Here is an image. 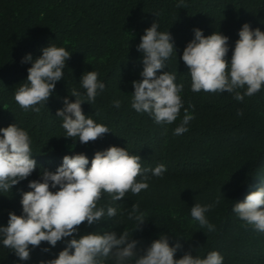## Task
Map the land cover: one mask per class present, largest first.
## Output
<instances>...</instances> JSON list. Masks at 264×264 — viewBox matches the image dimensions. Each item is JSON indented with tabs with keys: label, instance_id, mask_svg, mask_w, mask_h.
I'll return each mask as SVG.
<instances>
[{
	"label": "trees",
	"instance_id": "16d2710c",
	"mask_svg": "<svg viewBox=\"0 0 264 264\" xmlns=\"http://www.w3.org/2000/svg\"><path fill=\"white\" fill-rule=\"evenodd\" d=\"M153 22L158 31L170 32L176 51L157 75L168 71L176 75L177 85H184L183 107L172 124H157L148 113L131 107L132 82L142 79L144 67L137 46ZM245 23L264 32V0H0V128L15 123L25 130L37 164L27 179L8 191L0 190V227L7 226L10 212L22 214L21 194L31 190L29 182L40 179L43 170L55 172L65 155L81 153L88 157L90 167L96 151L117 146L139 155L144 168L162 163L167 170L162 177L147 172L149 187L135 195L128 192L120 201L112 202L103 193L97 207H104L106 213L111 205L117 209L116 216L105 214L91 226L85 222L74 238L112 231L119 236L127 231L130 239L138 241L137 251L142 254L154 240L168 236L170 246L182 245L175 259L185 252L206 258L218 251L223 264H264V233L246 227L233 211L237 202L264 182V86L251 97L245 95L243 101L227 91L196 93L181 59L194 39L193 30L199 28L205 36L219 32L229 37L230 61ZM50 45L64 47L71 54L63 79L47 103L36 106L39 112L24 110L15 101V92L27 82L32 62L21 61L28 54L35 60ZM87 71H96L105 84L90 103L80 82ZM74 89L84 101L83 113L110 131L95 142L81 144L78 137H65L63 119L56 115L65 98L75 102ZM236 91L243 94L246 88ZM116 100L119 108L113 104ZM185 109L194 119L186 126L188 131L174 135ZM197 203L212 205L205 215L215 231L201 228L191 217V207ZM133 204L139 205L146 220L136 231L137 222L128 218ZM72 238L55 247L42 242L31 250L30 259L20 260L4 247L0 236V264H41L55 259ZM103 264L115 262L109 258Z\"/></svg>",
	"mask_w": 264,
	"mask_h": 264
},
{
	"label": "clouds",
	"instance_id": "9594fccd",
	"mask_svg": "<svg viewBox=\"0 0 264 264\" xmlns=\"http://www.w3.org/2000/svg\"><path fill=\"white\" fill-rule=\"evenodd\" d=\"M177 6L183 7L182 4ZM157 29L158 24L153 22L137 46V51L143 54L144 67L140 73L142 79L132 82L134 98L131 107L138 113H148L157 124H172L183 107L180 93L184 85H177L176 75L168 71L157 75L166 67L165 61L173 52L176 54L170 32ZM193 31L194 39L186 45L181 57L190 73L193 92L227 91L234 93L237 101H243L245 95L251 97L261 90L264 86V32L259 28L253 30L245 23L239 30V39L229 61V37L219 32L205 36L199 28ZM70 58L71 54L64 47L55 45L43 48L42 55L35 60L31 54L26 55L21 62L32 63L27 69V82L15 92L18 105L24 110L39 112L40 108L36 106L47 103L56 83L63 79V69ZM98 75L96 71H87L80 79L89 103L95 100L98 91L105 88ZM241 88H246L243 94L236 91ZM71 96L76 97L75 102L65 98L64 107L56 113L63 119L65 137H78L81 144H87L110 132L107 126L96 123L83 113L81 105L84 101L80 92L74 89ZM113 104L120 107L118 100ZM192 119L194 116L185 109L174 135L188 131L186 126ZM141 160L139 155H130L126 148L117 146L96 151L90 167L89 159L83 153L65 155L55 172L43 170L40 179L29 182L31 190L22 192V214L10 212L7 226L0 227L4 247L12 249L20 260H28L31 250L42 242L55 247L65 238L73 237L67 240V246L55 259L41 264H103L109 258L115 264H223L224 257L218 251L209 252L206 258L185 252L181 258L175 259L182 245L177 242L170 246L168 236L154 240L142 254L137 251L138 241L130 239L127 231L119 236L112 231L74 238L79 226L85 222L91 226L101 221L105 214L109 218L116 216L117 209L111 205L107 206L106 213L104 207H97L103 193L110 195L112 202L120 201L128 192L135 195L149 187L147 172L162 177L167 170L162 163L154 169L144 168ZM36 166L28 133L15 123L0 128V190L8 191L27 179ZM138 176L141 177L139 181ZM211 208L212 205L197 203L191 207L190 213L201 228L206 227L210 232L215 231V226L209 223L205 213ZM233 211L246 227L264 233V182L242 202H237ZM128 218L137 222L135 231L146 222L145 213L140 211L138 204H133Z\"/></svg>",
	"mask_w": 264,
	"mask_h": 264
}]
</instances>
